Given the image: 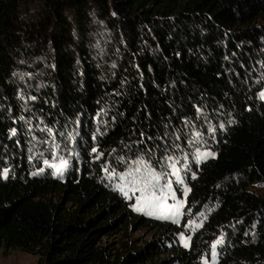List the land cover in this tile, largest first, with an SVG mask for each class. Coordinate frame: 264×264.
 Wrapping results in <instances>:
<instances>
[{
    "label": "trees",
    "instance_id": "obj_1",
    "mask_svg": "<svg viewBox=\"0 0 264 264\" xmlns=\"http://www.w3.org/2000/svg\"><path fill=\"white\" fill-rule=\"evenodd\" d=\"M263 88L264 0H0V255L201 264L221 240L215 264H264ZM184 160L179 224L111 184Z\"/></svg>",
    "mask_w": 264,
    "mask_h": 264
},
{
    "label": "rangeland",
    "instance_id": "obj_2",
    "mask_svg": "<svg viewBox=\"0 0 264 264\" xmlns=\"http://www.w3.org/2000/svg\"><path fill=\"white\" fill-rule=\"evenodd\" d=\"M259 97L264 101V88ZM214 156L215 153L211 149H197L192 162L199 166ZM189 163L185 160L181 164L172 163L167 171L159 173L144 162H138L128 171L111 175L110 180L113 188L132 202V208L137 213L157 220L179 224L188 194V186L183 179V173L191 170ZM51 168L55 172H61L64 169L58 164L51 165ZM254 190L264 194V189L256 187ZM177 192L181 196H178ZM202 221V218L190 221L187 226L188 233H181L176 236L179 246L186 249L189 247L190 239ZM119 236L114 235L107 241L116 242L120 239ZM151 237L152 231L150 229L130 232V240L138 242L137 244H141ZM220 241L217 240L212 244L209 258L203 259L201 264H215L217 262V248ZM0 264H38V258L19 250H10L6 254L0 255Z\"/></svg>",
    "mask_w": 264,
    "mask_h": 264
}]
</instances>
